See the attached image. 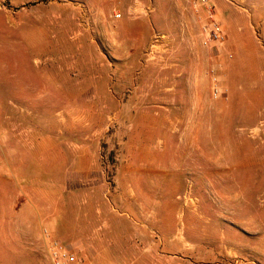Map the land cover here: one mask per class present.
I'll use <instances>...</instances> for the list:
<instances>
[{"label":"rangeland","instance_id":"rangeland-1","mask_svg":"<svg viewBox=\"0 0 264 264\" xmlns=\"http://www.w3.org/2000/svg\"><path fill=\"white\" fill-rule=\"evenodd\" d=\"M45 228L84 264H264V0H0V264H53Z\"/></svg>","mask_w":264,"mask_h":264},{"label":"built area","instance_id":"built-area-1","mask_svg":"<svg viewBox=\"0 0 264 264\" xmlns=\"http://www.w3.org/2000/svg\"><path fill=\"white\" fill-rule=\"evenodd\" d=\"M121 16V14H118ZM213 17V16H212ZM223 38L219 24L214 23L208 31L206 43ZM44 237L48 242V251L53 264H84L78 255L61 240L52 235L48 228L44 229Z\"/></svg>","mask_w":264,"mask_h":264},{"label":"crops","instance_id":"crops-1","mask_svg":"<svg viewBox=\"0 0 264 264\" xmlns=\"http://www.w3.org/2000/svg\"><path fill=\"white\" fill-rule=\"evenodd\" d=\"M241 64H240V62H239V60H236V69H239L240 67H237V66H240Z\"/></svg>","mask_w":264,"mask_h":264}]
</instances>
